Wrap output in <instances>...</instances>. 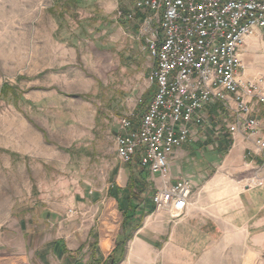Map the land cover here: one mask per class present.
Returning a JSON list of instances; mask_svg holds the SVG:
<instances>
[{"label": "rangeland", "instance_id": "obj_1", "mask_svg": "<svg viewBox=\"0 0 264 264\" xmlns=\"http://www.w3.org/2000/svg\"><path fill=\"white\" fill-rule=\"evenodd\" d=\"M135 2L83 0L60 19L52 0H0V90L14 89L0 97V264H42L38 252L61 264L46 250L57 240L69 251L83 246L86 264L92 232L101 257L112 253L122 215L108 190L128 178L115 153L117 121L139 118L154 92ZM205 115L186 144L200 156L217 151L220 136L231 144V117L217 106ZM151 177L153 190L164 188Z\"/></svg>", "mask_w": 264, "mask_h": 264}, {"label": "built area", "instance_id": "obj_2", "mask_svg": "<svg viewBox=\"0 0 264 264\" xmlns=\"http://www.w3.org/2000/svg\"><path fill=\"white\" fill-rule=\"evenodd\" d=\"M143 49L155 61L153 95L144 113L118 119L115 153L123 164L135 157L151 176L166 178L173 152L193 141L206 111L217 106L231 117L230 137L240 131L253 142L246 155L262 156L261 124L252 116L264 106V77L238 80V54L256 28H264V0H136ZM119 18L134 19L132 13ZM226 121V120H224ZM192 186L186 180L155 191L154 212L181 216Z\"/></svg>", "mask_w": 264, "mask_h": 264}, {"label": "crops", "instance_id": "obj_3", "mask_svg": "<svg viewBox=\"0 0 264 264\" xmlns=\"http://www.w3.org/2000/svg\"><path fill=\"white\" fill-rule=\"evenodd\" d=\"M238 58V80L264 77V28H256L245 40ZM252 116L259 120L264 140V106H256ZM228 138L231 144L225 155L220 153L226 143L221 136L219 149L201 151L202 156L193 151L194 144L184 145L170 156L166 178L151 177L154 185L162 183L161 188L188 181L192 186L188 204L179 217L165 212L149 215L118 264H264L263 158L253 155L244 160L254 146L240 131Z\"/></svg>", "mask_w": 264, "mask_h": 264}, {"label": "trees", "instance_id": "obj_4", "mask_svg": "<svg viewBox=\"0 0 264 264\" xmlns=\"http://www.w3.org/2000/svg\"><path fill=\"white\" fill-rule=\"evenodd\" d=\"M53 7L56 10L57 17L63 19L64 14L68 8L81 7L83 0H52ZM122 16L127 15V12L120 10ZM140 19L142 16L138 13L136 16ZM123 18V17H122ZM14 93V89L8 84H4L0 90V97L5 98L7 94ZM229 142H226L223 148L226 150L229 147ZM128 178L124 188L112 186L108 190V196L115 199L118 211L122 215L121 233L116 238L115 248L112 253L103 259L100 255L97 246V235L92 232V243H89V261L86 264H118L123 260L125 247L127 242L131 241L134 233L142 227V220L154 213L155 206L152 202V196L155 190L152 188V183L149 181L150 173L139 166V158L135 157L133 162L127 167ZM61 264H80L78 259L82 253L83 246L76 251L67 250L65 244L61 240L53 241L46 247ZM38 257L42 264H49L46 259L45 252H38Z\"/></svg>", "mask_w": 264, "mask_h": 264}]
</instances>
